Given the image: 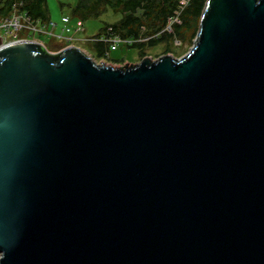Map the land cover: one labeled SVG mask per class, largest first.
Listing matches in <instances>:
<instances>
[{"label": "water", "instance_id": "95a60500", "mask_svg": "<svg viewBox=\"0 0 264 264\" xmlns=\"http://www.w3.org/2000/svg\"><path fill=\"white\" fill-rule=\"evenodd\" d=\"M203 7L123 68L0 38V264H264V0Z\"/></svg>", "mask_w": 264, "mask_h": 264}, {"label": "rangeland", "instance_id": "374dc122", "mask_svg": "<svg viewBox=\"0 0 264 264\" xmlns=\"http://www.w3.org/2000/svg\"><path fill=\"white\" fill-rule=\"evenodd\" d=\"M77 0H47L46 2V11L49 14L48 22L51 24H55L57 26L55 36H59L61 33V25L60 20L63 16H68L70 18V27L75 30V19H80L73 17L72 13L70 12L71 7L75 6ZM18 5L13 9L10 10L8 13V18L2 22V18H0V38H2V45L10 44L8 42H16L17 41H25V40H32L36 41L43 45L45 50L51 54H57L59 51L65 47L72 46L81 51H83L90 60L98 65H108L114 68H123L129 65H136L141 62L143 58H150L151 60H156L157 58L169 55L174 59H180L187 55L191 49H193V42L195 41V37L192 31L183 32L180 36H173L170 32L171 26L176 23L177 21L167 20V26L163 27L159 32L156 34L151 33V22H146L141 17V12L139 11L136 16L137 18H141L142 28L138 31V39L137 42L142 43L146 46V43L151 39L160 38L164 36V32L170 34L167 37V40L158 43L153 47H143V50L133 49V48H126L122 45L117 46V50L114 52H110L108 57L100 59L98 57L95 58L94 50L92 49V45L96 43L99 39L101 32L105 26L115 24L122 16L120 14H115L108 8L106 9L105 5H99L96 7V14L99 16L98 18H90L86 21L82 22L83 29L79 32H71L68 35V38H72L73 42H58V40L53 38H48L45 35H40L39 33L27 32V29L21 26L22 23H25L24 18H27L25 14L20 12L18 9ZM182 9V8H180ZM9 20V21H7ZM11 23L15 28H19L18 32L15 36H13L14 28L11 27V30L8 31L6 28L8 24ZM3 24L4 27L2 28L1 25ZM31 24H36L35 22L31 21ZM199 24V20H198ZM39 29H42L44 26L42 23L37 22ZM34 27V26H33ZM6 30V31H5ZM51 30V29H50ZM116 36V35H113ZM118 37V36H117ZM136 41V40H135Z\"/></svg>", "mask_w": 264, "mask_h": 264}, {"label": "trees", "instance_id": "16d2710c", "mask_svg": "<svg viewBox=\"0 0 264 264\" xmlns=\"http://www.w3.org/2000/svg\"><path fill=\"white\" fill-rule=\"evenodd\" d=\"M182 0H77L75 6L71 7L70 12L73 17L80 18L82 22L90 18H98L96 7L104 4L115 14L122 17L112 25L105 26L101 34L105 32L106 27H111L112 35L121 39L136 40L126 48L143 50V47H153L162 41L167 40L166 32L160 38H151L146 46L137 42L138 31L142 28L141 18L146 22H151V33L156 34L163 27L167 26V20L177 21L171 26L170 32L173 36H180L183 32L192 31L196 37V31L199 27L198 20L204 9L206 0H188L184 6L180 5ZM47 0H0V18L8 17V13L13 7L18 5V10L32 22L48 23L49 14L46 11ZM182 8V9H180ZM141 12L140 19L136 14ZM170 36V34H167ZM108 44L96 42L92 45L95 58H106Z\"/></svg>", "mask_w": 264, "mask_h": 264}, {"label": "built area", "instance_id": "2783aa9c", "mask_svg": "<svg viewBox=\"0 0 264 264\" xmlns=\"http://www.w3.org/2000/svg\"><path fill=\"white\" fill-rule=\"evenodd\" d=\"M186 2H188V0H182L180 2V5L184 6L186 4ZM8 18V17H6ZM6 18L2 19V22L6 20ZM9 19V18H8ZM24 22L22 23L21 26L24 27L25 29H27V32H33V33H39L40 35H45L48 38H53L58 40V42H64V43H68V42H73L72 38H68V35L75 31V32H79L82 31L83 29V24L81 19H75L74 25H75V30H73L69 23H70V18L67 16H63L62 19L60 20V25H61V33L59 34V36H55L56 33V29L57 26L55 24H51V23H45L43 24V28L39 29L37 25V22H35L36 24H31V21H29L28 18H24ZM9 21V20H7ZM173 21H176L175 18L173 19ZM3 25V24H1ZM34 26V27H33ZM2 28L4 27L1 26ZM11 27L14 28L13 30H11ZM105 28V27H104ZM51 29V30H50ZM6 30L9 31L11 30L12 32L14 31L13 36L16 35V33L18 32V30H20V26L19 28H15V26H13L11 23L8 24V27L6 28ZM5 30V31H6ZM112 31L111 27H106L105 32H103L99 37V39L97 40H93L96 42H103L108 44V52H106V57H108L110 52H114L117 50V46H129L130 44H133L135 41L134 40H130V39H121L120 37L117 36H113L110 32ZM3 36H1V40H2ZM8 43H12V42H8Z\"/></svg>", "mask_w": 264, "mask_h": 264}]
</instances>
